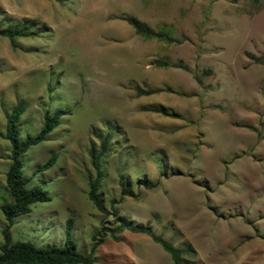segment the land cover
I'll return each mask as SVG.
<instances>
[{"label":"rangeland","instance_id":"1","mask_svg":"<svg viewBox=\"0 0 264 264\" xmlns=\"http://www.w3.org/2000/svg\"><path fill=\"white\" fill-rule=\"evenodd\" d=\"M129 17L172 41L143 38ZM26 21L15 47L0 36V245L5 126L22 102V141L46 111L61 118L21 157L50 201L13 221L12 243L62 246L71 218L84 255L105 234L96 264H173L148 235L113 240L116 212L188 264H264V0H0L1 28ZM106 136L100 213L87 198L89 151Z\"/></svg>","mask_w":264,"mask_h":264},{"label":"trees","instance_id":"2","mask_svg":"<svg viewBox=\"0 0 264 264\" xmlns=\"http://www.w3.org/2000/svg\"><path fill=\"white\" fill-rule=\"evenodd\" d=\"M126 22L134 28L136 34L145 39H157L166 43L172 41L166 35L153 31L134 17L127 18ZM27 23L26 21L22 24L7 28L0 27V36L8 39L10 45L15 47L18 39L28 36L30 27L27 26ZM156 63L158 66L167 65L163 61ZM24 111L25 105L19 102L11 110L5 126L4 138L10 144V165L5 175V188L11 201H4L1 206L8 226L2 231L3 242L0 245V264H96L93 259V253L103 243L105 234H98L100 236L99 238L93 236V244L91 245L90 252L84 255L77 250V245L71 237L73 223L71 218L67 219L65 224V241L62 246L37 247L29 242L12 243L10 241L9 226L12 225L13 221L20 216L30 213L33 205L50 201L48 192L40 185L28 186V180L23 177V162L21 157L29 147L46 141L47 136L59 125L61 118V112L59 110L54 113L46 111L39 132L22 141L19 136L18 122ZM108 139L109 136H106L100 142L99 152H95L93 149L89 151L90 162L95 171V177L89 180L87 198L100 213L106 211L99 197L98 188L99 183L104 179V173L101 169V158L108 151ZM55 160V156L50 157L37 168L35 173L51 168ZM113 215L116 217V227L108 230L113 240L119 241L120 238L118 235L124 231L145 234L150 236L155 243L159 244L169 254L173 264H188L182 257L181 250L174 248L170 243L154 236L149 228L132 225L130 221L118 217L116 212H113Z\"/></svg>","mask_w":264,"mask_h":264}]
</instances>
